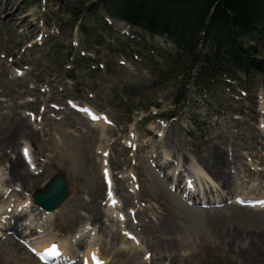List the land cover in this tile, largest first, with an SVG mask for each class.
Returning <instances> with one entry per match:
<instances>
[{
	"label": "rangeland",
	"instance_id": "1",
	"mask_svg": "<svg viewBox=\"0 0 264 264\" xmlns=\"http://www.w3.org/2000/svg\"><path fill=\"white\" fill-rule=\"evenodd\" d=\"M97 3L0 0L13 16L9 24L3 22L5 15L0 20V139L24 120L19 143L6 145L5 152L15 158L30 144L36 159V172L22 186L10 182L8 164L0 163V195L17 188L24 201L32 199L59 172L66 174L70 188L69 198L49 221L32 213L38 232L18 223L23 232L17 239L27 244L23 251L12 248L0 232V264H41L38 255L30 260L32 249L50 236L69 242L93 222L88 216L101 202L112 217L106 166L123 218L106 229L89 224L91 235L74 248L79 257L94 243L111 264H146L153 257L158 264H173V256L177 264H264V202L243 206L236 199L264 197V77L256 75L248 89L226 78L207 89L190 86L177 116L169 119L180 80L165 75L173 44L129 27L94 7ZM78 9L84 12L74 24ZM84 23L87 34L80 29ZM255 42L264 56V35ZM73 102L89 108L90 119L72 108ZM215 149L231 164L233 193L208 176L205 166ZM164 160L173 163L159 170ZM176 168L181 175L192 174L202 190L215 196L213 202L193 203L172 190L177 184L167 172ZM75 210L84 219L72 225ZM165 217L169 228L162 224ZM123 227L134 237L122 236ZM77 257L60 264H74Z\"/></svg>",
	"mask_w": 264,
	"mask_h": 264
},
{
	"label": "trees",
	"instance_id": "2",
	"mask_svg": "<svg viewBox=\"0 0 264 264\" xmlns=\"http://www.w3.org/2000/svg\"><path fill=\"white\" fill-rule=\"evenodd\" d=\"M93 6L173 44L165 75L180 80L169 118L177 116L190 86L207 89L226 78L248 89L256 75L264 77V56L255 42L264 35V0H99ZM74 12L72 20L78 24L84 10ZM80 29L89 32L85 23Z\"/></svg>",
	"mask_w": 264,
	"mask_h": 264
},
{
	"label": "bare ground",
	"instance_id": "3",
	"mask_svg": "<svg viewBox=\"0 0 264 264\" xmlns=\"http://www.w3.org/2000/svg\"><path fill=\"white\" fill-rule=\"evenodd\" d=\"M11 2H14V0H11ZM3 5L0 4V20H1L2 16L5 15V19L3 20V22L6 23V24H9V22L13 19V16L12 15H8L9 14L10 7L8 5H6V6H3ZM25 123L26 122L24 120L22 122H19L17 124V126L15 127L16 130L12 134H10L7 138L0 139V163L6 162L8 164V165H6V169L5 170H9V172H10V176H9L10 178L8 177L9 180H10V182H12L14 185H21V186H22L23 183L27 184L28 181L30 180V178H32V175L34 174V172H33L34 171V163H35V160L36 159H35V157L33 155V152H32V146H30V144H29V146H27V145L24 146L23 149H22L23 150L22 151V155L18 154L15 158L10 157L5 152V146L6 145H9V146L12 145L13 147L14 146H17V144L19 143L18 140H17V138L21 134L22 129L24 128ZM98 124L100 125L101 128L104 129V126H105L104 123H102V122L101 123L100 122L98 123L97 122L96 125H98ZM26 126H29V125H26ZM103 132H104V130H103ZM148 132L149 133H152L151 130H149ZM104 134H106V133H104ZM14 148H16V147H14ZM25 149L28 150L27 151V154H25V151H24ZM103 149H106V148H103ZM1 150L3 152H1ZM175 153H176L177 156L179 155L178 152H175ZM156 156H157V154H156ZM177 156H176V158H177ZM104 157H106V156H104ZM151 157H153V156L151 155ZM208 160L209 161H208L207 165L205 166L206 167V171L208 173V176L211 179H213L214 181H217L219 184H221V185L225 186L226 188H228V191H230V193H233L234 192V186H233V177L234 176H233V174H231V171H228L229 169H231V164H230L229 160L227 159V155L225 153L221 152L220 150L215 149V150L212 151V154L210 155V157H209ZM171 163H173L172 160H164V162H162L161 164H158L157 166H158V169L160 170L161 167H164L166 165L170 166ZM178 169L179 168H177V170ZM184 170H186V169H184ZM180 171H182V169H179V172ZM6 173H8V172H6ZM177 176H178V174H177ZM177 176L176 177H173V174L172 175L171 174H168L167 175V179L168 180L171 179L173 181V184H175V185L177 184V186H178L179 183L177 181H180V180L178 179ZM189 177L190 176H185V179L189 180ZM105 179L108 182V188H107V197H108L107 203H108V205H107V207L109 208L108 210L112 211V214H114V215H112V217H111V215L108 214V211L102 209V207H101L102 206L101 205L102 202H101L98 205L96 204L97 206L94 209V211L93 212L90 211L91 216H88L89 219L91 221H93V222H89V224L91 226H93V227L99 226L102 229L109 228L110 225H114V222H116V221L118 222L119 220L122 221V218H123L121 216L122 213L118 210L121 207V203H120V200L117 197L116 188H115V185H114V182H113V175L111 173L110 168H108V166L105 167ZM10 182H8V183H10ZM133 189L131 190V192L134 191ZM17 191H18L17 188H14V189H12L10 191L9 190L8 191L5 190L3 192V194L0 195L1 196L0 202L2 201V204L0 205V224L2 222H4V220H6L7 218L10 220V224L13 222V220H17L16 222H14V224L12 226H10V227H8L6 229H3L4 235H5L4 238L6 240L8 239V242L7 243H9L12 248H16V249H19V250L23 251V249H25V247L27 246V244L22 245L20 243V241L17 239V236H21L22 235V232H23L22 230L23 229H30V231H33L34 230V232H38V229H40V228H37V226H35L36 224L34 223V221L30 220V217H31L32 213H34V212L36 213V211H38L35 214V217H37V216L40 215L41 218L44 217V218L47 219V221H49L52 218V216L55 214L56 211L54 210V211H50L49 212V211L43 210L41 207L35 205L33 203V200L30 199L29 197L25 198L26 200L24 201L23 198L20 196V193H17ZM205 191H206V189H205ZM189 192H191L192 194H196L197 193V188L189 189ZM5 194L7 195L6 198L8 197V199H9L6 202L3 201V197L5 196ZM197 195H196V197H197ZM189 199L191 201L197 202V199L195 197L189 196ZM113 201H115L116 203H113ZM207 202L208 203H211L212 200H208ZM14 206H15V208H14ZM105 216H107L108 218L105 219ZM81 219L82 220L84 219V216L83 215H81L76 210L75 211H71L70 220L72 222V225L75 224V223H79L81 221ZM163 220H164V222H162V224H164V227H166V225L168 227L169 226V223H168L169 222V217H165ZM18 222L19 223L21 222L22 225H24L23 229L19 230L18 224H17ZM38 222L39 221H37V224H38ZM33 223H34V226H33ZM89 224L88 223L85 224L79 230L80 231V236H77L74 239L71 236L70 237V241L67 242V243L66 242H63V241L61 242L60 239L57 241V239H54L51 236L48 239H44V240L42 238L43 241H41L40 243L37 244L36 250H34L35 252L34 251H31L32 253H30V258H32V259H30V260H33L34 261V259H37L35 253H37V254L39 253L40 255H42V253L45 252L46 248L49 245H51L53 243H57V242H58L57 244L63 249V254L64 255L72 254V258L71 259H73V256L76 258L78 255L74 251V248L76 246L78 247V245H81L82 242H84L87 239V237H89L91 235V233H92V229L93 228H91ZM121 226L122 225H120V227ZM38 227H39V225H38ZM42 230H39V232H42ZM108 231H110V229ZM119 232L124 237H127L129 234L132 235L131 231H127V228H124V227H123V229H120ZM50 235H51V233H50ZM46 237H44V238H46ZM173 238L170 239V240L175 241ZM29 240H31V239H29ZM17 253H18V251H17ZM21 253H20V255H21ZM174 253H175V251H174ZM7 254H10V252L7 253ZM23 254H25V253H23ZM172 254H173V252H172ZM172 254H171V256H172ZM94 255L99 256L100 258L102 257L101 254H100V251L98 250L97 247L94 246V243H93L87 249V252L84 253V255H82L80 257L79 256L77 257L78 261L76 263H74V264H94L93 263V256ZM129 255H130V253H129ZM174 259H176L175 256H173V258H172L171 261H173V264H177ZM25 260H26V258H25ZM137 261H139V260H137ZM7 262H8V260H7ZM39 263H41V262L39 261ZM41 264H44V263H41ZM146 264H158V262L155 259V257H153V258H150L148 261H146Z\"/></svg>",
	"mask_w": 264,
	"mask_h": 264
},
{
	"label": "water",
	"instance_id": "4",
	"mask_svg": "<svg viewBox=\"0 0 264 264\" xmlns=\"http://www.w3.org/2000/svg\"><path fill=\"white\" fill-rule=\"evenodd\" d=\"M69 181L64 172L53 176L45 187L33 193V202L46 211L58 209L69 197Z\"/></svg>",
	"mask_w": 264,
	"mask_h": 264
},
{
	"label": "snow or ice",
	"instance_id": "5",
	"mask_svg": "<svg viewBox=\"0 0 264 264\" xmlns=\"http://www.w3.org/2000/svg\"><path fill=\"white\" fill-rule=\"evenodd\" d=\"M98 117H94V119H97ZM25 154H27V149L24 150ZM113 203H116L115 201H113ZM47 255L48 256H57L59 255V251L56 245H53L51 248L47 249ZM43 258V257H42Z\"/></svg>",
	"mask_w": 264,
	"mask_h": 264
}]
</instances>
